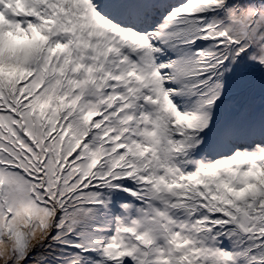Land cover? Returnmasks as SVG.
I'll return each mask as SVG.
<instances>
[{"label":"snow or ice","instance_id":"6c2138e0","mask_svg":"<svg viewBox=\"0 0 264 264\" xmlns=\"http://www.w3.org/2000/svg\"><path fill=\"white\" fill-rule=\"evenodd\" d=\"M0 264H264V0H0Z\"/></svg>","mask_w":264,"mask_h":264}]
</instances>
